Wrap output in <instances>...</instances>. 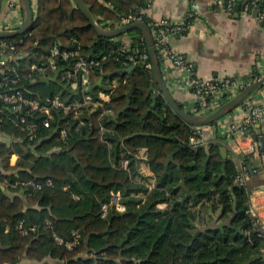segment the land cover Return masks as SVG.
Here are the masks:
<instances>
[{
    "label": "trees",
    "instance_id": "trees-1",
    "mask_svg": "<svg viewBox=\"0 0 264 264\" xmlns=\"http://www.w3.org/2000/svg\"><path fill=\"white\" fill-rule=\"evenodd\" d=\"M239 1L242 7L252 4L264 11V0ZM83 2L96 23L109 30L151 5V0ZM141 18L150 21L143 14ZM193 20L187 21L191 25ZM126 34L142 35L138 30ZM5 41H21L16 51L27 52L37 66L29 71L23 60L9 63L20 78L30 74L31 80L20 81L27 98L82 102L84 95H96L113 81L116 86L109 103L114 115L101 122L100 109H83L78 120L71 112L54 111L50 128L42 126L44 117L38 113L22 115L38 127L34 141L21 130L20 116L0 105V133L14 139L10 145L0 143V183L7 179L10 186L0 189V264H16L22 257H48L60 264H248L264 254V236L247 213L248 193L234 183L235 165H223L217 147L189 144L194 128L167 105L151 69L135 66L131 90L128 75L122 73L126 59L117 54L121 45L115 38L98 37L72 0H37L30 31ZM55 44L61 52L78 50L84 60L100 62L88 75V89L82 90L80 81L73 89L60 79L78 57H57L56 71L47 70ZM140 48L147 50L145 41ZM135 50L127 56L135 58L140 52ZM103 75L107 77L98 86ZM45 76L48 81L40 83ZM80 121L85 125L76 129ZM100 123L110 130L104 135L110 146L100 141ZM12 154L18 156L14 167L9 166ZM123 161L128 162L126 170L120 168ZM47 179L52 187L40 191L22 186ZM8 191L19 195L7 196ZM111 193H119L125 210L110 206L101 218V205L109 203ZM160 204L167 208L158 209ZM19 223L35 226L37 232L21 235ZM74 231H80L81 239L71 250L53 239L55 234L69 242ZM250 264H264V259Z\"/></svg>",
    "mask_w": 264,
    "mask_h": 264
},
{
    "label": "crops",
    "instance_id": "crops-1",
    "mask_svg": "<svg viewBox=\"0 0 264 264\" xmlns=\"http://www.w3.org/2000/svg\"><path fill=\"white\" fill-rule=\"evenodd\" d=\"M1 4L0 13L4 15L7 13L4 0ZM31 4L35 14L37 0H31ZM238 4L239 10L235 11L233 6L229 13L225 8L224 0H151V5L141 13L150 21L167 19L173 22H181L185 19L189 9L193 7L198 18L193 20L186 33L169 39L170 48L185 58L194 77L199 81L237 80L247 83L246 87H248L264 79L252 80L255 73L264 69V24L258 20L257 12L256 15L254 14L255 11L244 13L242 3L239 0ZM138 37L143 38L142 35L123 34L115 40L128 53L131 50L135 53L137 50H135L133 41ZM159 62L166 86L176 104L189 115L197 117L209 115L211 111H200L198 114H192L190 112L193 104L192 93L184 87H175V82H186L185 72L168 63ZM105 76L103 75L98 80V86L102 85ZM101 79L102 82L99 84ZM248 97L255 100L256 104L264 107V84ZM224 103L214 107L213 112ZM239 106L219 121L198 128H201L205 145H209L210 148L212 146L217 147L223 165L226 163L235 165L238 175L242 176L249 196L248 206L252 203L258 216L262 217V221H264V198L262 194L264 191V151L261 149L260 137L257 134L259 127L264 132V123L260 125L247 124L245 114ZM251 128H254V131L248 133ZM13 142V138L0 133V143L10 145ZM222 152L225 153V157H222ZM17 159L18 156L12 154L9 158V166L14 167ZM145 172L150 174L147 169ZM7 181L4 179L0 183L2 191H5L8 186ZM21 190L23 191V188ZM15 195L19 194L7 192V196L13 197ZM157 208L165 210L167 205L160 204ZM16 264L60 263L48 257L40 261L22 257Z\"/></svg>",
    "mask_w": 264,
    "mask_h": 264
},
{
    "label": "built area",
    "instance_id": "built-area-1",
    "mask_svg": "<svg viewBox=\"0 0 264 264\" xmlns=\"http://www.w3.org/2000/svg\"><path fill=\"white\" fill-rule=\"evenodd\" d=\"M238 1L228 0L225 8L230 13L233 6ZM4 6L6 7L7 13L2 15L0 13V32H13L18 30L23 24V14L19 0H5ZM251 11L257 12L258 20L264 24V11H259L254 8L252 4H245L243 6L244 13H250ZM142 14L139 15H128L123 17L118 22L119 27L127 26L139 21H142ZM198 14L196 10L191 7L187 12L185 19L181 22H173L167 19L158 21H149L147 24L151 30L152 38L154 41L155 50L159 61L168 63L175 68L182 69L185 72L187 79L186 82H175L174 85L177 88H186L193 95V104L190 109L192 114H198L200 111H211L213 112L214 107L220 103L227 102L229 99L237 95L239 92L244 90L247 83L237 80H225L218 82H202L194 77L190 66L187 64L184 57L176 53L169 46V39L172 37L180 36L188 30L190 23L187 21L189 19H197ZM144 39L141 37L135 38L133 43L136 49H139V54L134 58L127 56L128 52L124 47H119L117 54L119 58H125L123 62V67L128 68L130 66H136L137 64H142L147 69H151V63H149V54L147 50L141 49ZM22 44L21 41L7 42L5 40H0V56L11 58H18L23 60V66L29 71L37 70V66L27 59L28 53L23 51H16L17 45ZM60 57L63 60H67L71 57H78L77 61L72 65L71 69L63 71L60 73V79L68 82L73 89H75L80 81L82 90H86L89 87L88 75L92 71L93 67H99L100 62L89 60L86 61L79 57V51L66 52L60 51L59 47L55 44L51 51L50 57L48 59L47 70L50 72L56 71V58ZM116 58V61H119ZM18 62V64H19ZM10 62H5L0 59V105H3L10 112L20 116L19 125L22 131H25L28 135L29 141H34L36 139V133L38 127L36 124L27 123L22 115H31L38 113L44 117L42 120V126L44 128H50L51 121L54 120V111H62L63 113H72V119L78 120L83 109H86L89 113L97 111L100 109L98 114V122L103 119L111 118L114 115V111L109 107L111 101V95L113 88L116 83L113 81L107 90L99 91L96 95H84L82 102H71L65 103L59 96H55L51 99H47L45 103H40L38 100L27 98L23 95L22 87L20 81L23 79H29L30 74L24 78H20L18 75L16 67L9 64ZM264 78V69L259 70L255 73L254 79ZM30 78L29 80H31ZM243 113L245 114V120L247 124H262L264 123V107L256 104L255 100H251L249 97L244 100L240 106ZM215 111V110H214ZM209 113V114H210ZM197 117V116H194ZM85 125L84 121L78 122L76 129H80ZM201 128H194L191 137L189 138V144L194 147H204L207 150L210 149L209 145H205L202 135ZM110 132L103 124L99 125L100 141L105 145L110 146L104 135ZM61 139L66 137L65 130L60 132ZM128 162L123 161L120 165L121 169L126 170L128 167ZM235 185L238 187L245 188L242 176L237 175L234 181ZM53 183L50 179L45 180L43 183H37L34 181H28L23 183L24 187H32L35 191H40L43 187H52ZM14 188V187H13ZM264 198V191L262 192ZM110 206L115 207L117 212H123L125 210L124 205L121 203V196L119 193H111L108 204L101 205L100 217L104 218L107 215ZM248 215L253 220V225L257 228L260 233L264 236V221L262 217L258 216L252 203L248 206ZM44 225L46 227L50 226L49 221L45 220ZM17 229L21 235H27L29 233H36L37 227L32 226L30 228H24L22 223L17 225ZM71 241L64 242L61 238L53 234V239L58 245H64L67 249L71 250L79 244L81 239L80 231H74L71 235Z\"/></svg>",
    "mask_w": 264,
    "mask_h": 264
},
{
    "label": "water",
    "instance_id": "water-1",
    "mask_svg": "<svg viewBox=\"0 0 264 264\" xmlns=\"http://www.w3.org/2000/svg\"><path fill=\"white\" fill-rule=\"evenodd\" d=\"M76 6V8L82 13V15L86 18L88 21V24L92 29L95 31L96 35L101 38H106V39H114L117 38L123 34H126L128 32L138 30L141 32L143 39L146 44L147 52L149 54L150 58V63H151V71L155 80V83L157 84V88L159 93L162 95L164 98L165 102L167 105L172 109V111L180 117L187 125L191 127H204V126H209L217 121H219L221 118L225 117L226 115L230 114L236 107H238L254 90H256L258 87L264 84V79L261 81H258L256 83L251 84L250 86L246 87L243 91H241L236 97L233 99L227 101L224 103L222 106H220L216 111L210 113L209 115L205 117H194L192 115H189L188 113L184 112L175 102L173 99L168 87L166 86V83L164 81L163 75L161 73V67H160V62L159 58L157 56L155 46H154V41L152 38L151 30L148 27V25L143 22L139 21L127 26L119 27L114 30H109V29H103L101 28L96 21L94 20L93 16L91 15L89 9L83 2V0H72ZM5 2V0H4ZM21 9H22V14H23V24L22 26L13 32H0V40H5V39H11L17 36H21L26 34L30 29L32 28L33 22H34V13H33V8L31 4V0H19ZM239 4L234 6L235 11L239 10ZM256 15V11L254 12ZM0 59L5 61V62H11L18 64L19 59L18 58H11L9 59L8 57L5 56H0ZM135 70L134 66H130L122 71L123 74H127L128 78L130 80L131 84V90L134 89L135 87V82L133 79V72ZM119 74V73H116ZM105 76L104 78H106ZM48 81L47 78L41 79L39 82L40 83H46ZM101 84L102 79L99 81ZM38 82H36L37 84ZM254 131V128L249 129L248 133H252ZM258 136L260 137V146L261 149L264 151V132L261 130L259 127V130L257 132ZM225 152V151H224ZM225 153L222 152V157L224 156ZM170 159L166 161L168 163ZM206 166V163L204 167ZM178 171L180 172V167H178ZM181 176V174H180ZM182 177V176H181ZM180 186L185 189L184 183L181 182ZM264 259V254L258 256V257H252L249 261L248 264L251 262H254L256 260Z\"/></svg>",
    "mask_w": 264,
    "mask_h": 264
},
{
    "label": "rangeland",
    "instance_id": "rangeland-1",
    "mask_svg": "<svg viewBox=\"0 0 264 264\" xmlns=\"http://www.w3.org/2000/svg\"><path fill=\"white\" fill-rule=\"evenodd\" d=\"M104 89H105V90H107L108 88H107V87H105Z\"/></svg>",
    "mask_w": 264,
    "mask_h": 264
}]
</instances>
